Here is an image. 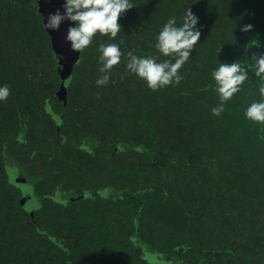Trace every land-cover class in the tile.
I'll return each instance as SVG.
<instances>
[{
  "label": "trees",
  "instance_id": "obj_1",
  "mask_svg": "<svg viewBox=\"0 0 264 264\" xmlns=\"http://www.w3.org/2000/svg\"><path fill=\"white\" fill-rule=\"evenodd\" d=\"M37 1L51 0H0V264H264V123L244 116L254 72L211 112V72L264 54V0H132L115 39L82 53L64 40V87ZM189 8L201 35L183 79L151 91L127 53L169 59L156 36ZM121 39L97 86L99 45Z\"/></svg>",
  "mask_w": 264,
  "mask_h": 264
},
{
  "label": "clouds",
  "instance_id": "obj_2",
  "mask_svg": "<svg viewBox=\"0 0 264 264\" xmlns=\"http://www.w3.org/2000/svg\"><path fill=\"white\" fill-rule=\"evenodd\" d=\"M134 6L132 0H66L63 5L65 12L61 14L57 10L54 14H49L44 27L58 29L65 19L75 22V26L68 28L65 41L70 42L71 50L82 53L97 34L115 39L121 31L119 17ZM197 24L198 17L190 8L182 17L181 25H177L175 17L170 18L160 29L154 44L156 52L169 59L159 61L158 55L137 56L129 51L126 71L142 79L151 91L178 85L183 79L179 70L189 60L201 35ZM252 27L251 24L244 25L241 31L248 32ZM123 43L121 39L119 43L99 45V72L102 75L95 81L97 86H105L110 82L113 67L124 57L120 48ZM251 61L250 65L241 61L220 63L211 72L215 81L214 91L219 98V104L211 109L213 115L219 116L223 113L224 105L234 94L241 91V86L249 79V70H252L260 81V99L253 101L244 110V116L253 122L264 123V54L253 53ZM120 78L123 80L124 75L121 74ZM10 95L11 90L7 84L0 86V102H6Z\"/></svg>",
  "mask_w": 264,
  "mask_h": 264
},
{
  "label": "rangeland",
  "instance_id": "obj_3",
  "mask_svg": "<svg viewBox=\"0 0 264 264\" xmlns=\"http://www.w3.org/2000/svg\"><path fill=\"white\" fill-rule=\"evenodd\" d=\"M36 2V1H35ZM64 2L63 0H51L46 3H39L37 1V12L42 16L43 25L47 23V19L49 14H54L57 10L60 11L61 14L64 12ZM73 26L72 21L68 22L67 19L63 20L58 29H50L46 28L48 33L51 35V39L53 41L54 46L56 47L57 57L59 58L60 64L62 65L61 70V84L64 87L65 82L67 81L68 75L71 73V67L73 62L71 61L72 57L74 59L75 52L71 55L67 52H62V48H64L65 37L67 35L68 28ZM70 43V42H69ZM72 59V60H73ZM24 208H31L32 204L30 202L24 201L23 202Z\"/></svg>",
  "mask_w": 264,
  "mask_h": 264
}]
</instances>
